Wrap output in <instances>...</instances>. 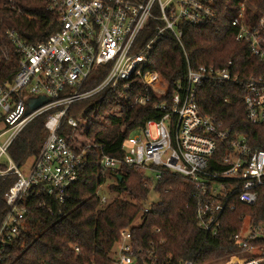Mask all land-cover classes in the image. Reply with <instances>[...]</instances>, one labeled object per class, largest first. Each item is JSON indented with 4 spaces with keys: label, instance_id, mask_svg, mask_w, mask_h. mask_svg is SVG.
<instances>
[{
    "label": "built area",
    "instance_id": "2783aa9c",
    "mask_svg": "<svg viewBox=\"0 0 264 264\" xmlns=\"http://www.w3.org/2000/svg\"><path fill=\"white\" fill-rule=\"evenodd\" d=\"M7 6L16 10L14 0ZM248 7L241 2L232 22L235 40L247 45L264 67V10L249 13ZM48 10L58 13L60 29L46 41L32 44L15 31L7 32L21 61L12 82L0 80V180L13 181L4 195L6 209L0 220V264H10L32 203L52 213L53 202L65 204L68 189L80 180L90 146L77 151L71 139L60 134L65 124L78 128L68 117L71 106L107 92L125 95L138 105L169 96L170 85L158 71L148 69L158 45L169 38L185 52L186 82L176 85L170 102L154 105L164 113L160 120H149L129 134L122 158L102 155L101 169L130 168L142 174L145 186L159 198L172 189L159 187L168 177L182 179L185 187L193 185L196 222L205 235L217 238L227 223L240 222L231 238L237 253L206 264H264V223L255 224L250 214L234 217L238 205L254 207L260 198L264 201V150L254 146L252 137L202 114L197 104L200 85L242 84L241 75L232 61L223 67L194 68L184 43V27L216 25L215 0H48ZM137 85L144 93L129 96ZM244 86L248 121L264 127V68ZM41 96L50 102L30 112L29 100ZM52 111L45 123L48 138L23 171L25 165L17 166L9 149L31 122ZM109 202L100 196L101 204ZM139 225L121 230L109 264H202L163 258L154 242L137 246L132 229Z\"/></svg>",
    "mask_w": 264,
    "mask_h": 264
},
{
    "label": "trees",
    "instance_id": "16d2710c",
    "mask_svg": "<svg viewBox=\"0 0 264 264\" xmlns=\"http://www.w3.org/2000/svg\"><path fill=\"white\" fill-rule=\"evenodd\" d=\"M243 1L247 2L249 13L264 10V0H215L219 15L216 25L184 27V43L188 60L194 68L203 65L223 67L229 61L235 63L242 84H228L221 88L200 85L197 104L202 114L222 121L225 127L239 134L252 137L254 146L264 150V127L249 123L243 102L244 83L252 74L261 73L264 67L250 54L247 45L235 40L232 26ZM7 3L8 0H0V80L12 82L20 69L21 56L8 40L7 32H17L28 43H41L60 29V22L58 13L48 10V0H14L16 10ZM187 68L185 52L173 38H169L158 45L148 66V69L158 71L170 85L169 96L162 100L154 97L150 104L138 105L134 100H126L125 95L107 92L71 106L68 117L74 119L77 118L74 112L79 110L88 118L93 111L97 114V119H90L91 125L86 132L92 144L86 151L80 180L68 189L65 204L53 202L52 213L46 208H38L36 202L32 203L28 209L27 227L11 252L10 264H109V256L121 230L139 218L142 223L132 229L136 245L149 247L150 242H154L163 258L206 264L237 253L231 238L240 222L227 223L217 238L205 235L196 222V190L193 185L185 187L180 178H166L159 187H171V191L162 194L159 201L145 212L151 191L145 186L142 174L125 166L114 172H105L100 166L103 154L123 157V143L132 131L143 127L149 120L163 117L164 113L156 110L154 105L170 102L176 85L186 82ZM140 92L144 93V89L137 85L128 95ZM53 113L35 119L14 141L9 155L17 166L23 167L40 153L48 138L45 123ZM71 133L72 128L66 124L60 132L64 137ZM118 175L123 181H119ZM107 176L115 179L110 191L116 196L104 205L100 203L99 189ZM12 184V180H0V220L6 209L4 195ZM241 214H250L255 224H263V199L260 198L254 207L238 205L234 217ZM157 228L161 230L159 233L154 232Z\"/></svg>",
    "mask_w": 264,
    "mask_h": 264
},
{
    "label": "rangeland",
    "instance_id": "374dc122",
    "mask_svg": "<svg viewBox=\"0 0 264 264\" xmlns=\"http://www.w3.org/2000/svg\"><path fill=\"white\" fill-rule=\"evenodd\" d=\"M74 113H76L74 116L77 117L75 118V120L78 122L79 125L76 130H72V133L68 137L69 139H71V142L73 143V145L76 146L77 149H79V151H81V150H84L87 146H90V144H92L89 138L86 136V132L89 126L91 125V123L89 122L90 119L91 120L97 119V114H96V111H93L90 114V118H88L85 116L84 111L79 110ZM71 115L72 114L70 113V116ZM33 159L34 158H31L27 162V164L23 168V171H27L29 169L30 165L32 164ZM113 183H115V179L111 176H107L104 185L99 189V195L101 197H106L109 201L113 200L116 196L113 192L110 191V186ZM158 201H159V195L156 191L153 190L151 191L149 198L146 202V207H151L152 204H155ZM139 223H141L140 218L134 222V226L138 225Z\"/></svg>",
    "mask_w": 264,
    "mask_h": 264
},
{
    "label": "water",
    "instance_id": "95a60500",
    "mask_svg": "<svg viewBox=\"0 0 264 264\" xmlns=\"http://www.w3.org/2000/svg\"><path fill=\"white\" fill-rule=\"evenodd\" d=\"M50 102L49 98L45 96H41L38 98L30 99L29 100V107L30 112L36 111L37 109L41 108L42 106L48 104ZM119 181H123V177L118 175Z\"/></svg>",
    "mask_w": 264,
    "mask_h": 264
}]
</instances>
